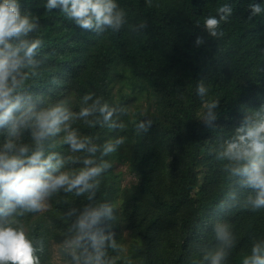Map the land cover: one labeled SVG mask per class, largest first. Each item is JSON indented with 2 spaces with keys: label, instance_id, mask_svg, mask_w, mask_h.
I'll use <instances>...</instances> for the list:
<instances>
[{
  "label": "trees",
  "instance_id": "1",
  "mask_svg": "<svg viewBox=\"0 0 264 264\" xmlns=\"http://www.w3.org/2000/svg\"><path fill=\"white\" fill-rule=\"evenodd\" d=\"M250 2L264 7V0H117L127 23L119 33L97 34L80 29L59 9L47 11L46 0H20L21 11L38 21L29 38L43 41L36 66L26 70L36 73L26 81V95L37 108L66 99L78 110L87 92L126 108L118 130L74 124L93 143L125 141L104 157L112 168L101 177L95 199L60 194L48 216L22 218L37 246L43 242L42 264H58L48 244L52 238L62 244L69 235L75 219H65L69 209L100 202L114 205L115 219L106 222L118 245L108 250L111 264H208L204 255L218 245L212 230L218 221L228 223L236 238L227 264H242L253 240L264 239V210L244 208L250 190L241 188L224 167L228 161L218 158L243 118L264 106V14L249 20ZM224 4L234 11L220 23L223 35L211 37L204 21L218 18ZM140 24L147 27L132 31ZM197 36L204 38L199 46ZM200 82L208 88L203 99L196 93ZM212 99L220 103L209 127L204 104ZM149 118L151 129L137 132L136 124ZM54 143L65 158L86 155L70 153L62 137ZM117 164L127 165L138 182L122 186ZM119 227L131 237L127 253H121L116 238Z\"/></svg>",
  "mask_w": 264,
  "mask_h": 264
},
{
  "label": "clouds",
  "instance_id": "2",
  "mask_svg": "<svg viewBox=\"0 0 264 264\" xmlns=\"http://www.w3.org/2000/svg\"><path fill=\"white\" fill-rule=\"evenodd\" d=\"M44 7L47 11L59 9L80 29L97 34L106 30L119 33L127 23L126 12L117 0H46ZM247 9L249 20L264 14L261 3L250 2ZM233 11L229 4L221 5L218 18L205 19L207 33L214 38L222 36L223 32L218 31L220 23L227 22ZM146 27L140 24L132 31ZM37 28L38 21L29 12L21 11L20 0H0V264H42L43 242L37 246L22 218L47 212L53 197L60 194L94 200L101 177L112 168L111 161L104 157L117 152L125 142L123 137H116L96 144L74 127L75 122L83 121L90 128L99 125L121 129L124 125L119 117L126 114L124 106L110 105L87 92L78 110L70 107L66 99L37 108L32 97L26 95V81L36 75L26 70L34 69L43 46L42 39L29 38ZM203 43L204 38L197 36L195 44ZM196 93L203 99L208 94L207 86L200 82ZM219 103L212 99L204 104L203 120L209 127L217 119ZM97 113L102 120L88 119ZM152 125L150 118L141 120L136 131L147 133ZM58 137H62L70 153L86 155L65 158L55 150ZM218 158L227 160L224 167L231 177L241 188L250 190L244 208L264 210V106L243 118ZM229 199L234 200L235 193ZM71 217L75 219L68 226L69 235L62 241L61 251L72 264H111L108 250H116L118 245L106 222L115 219L114 205L100 202L80 209L73 207L65 214V219ZM212 230L218 245L204 255V260L208 264H227L236 246L235 234L228 223L221 221ZM242 264H264V239L253 240Z\"/></svg>",
  "mask_w": 264,
  "mask_h": 264
},
{
  "label": "rangeland",
  "instance_id": "3",
  "mask_svg": "<svg viewBox=\"0 0 264 264\" xmlns=\"http://www.w3.org/2000/svg\"><path fill=\"white\" fill-rule=\"evenodd\" d=\"M116 168L117 170L123 171L122 181H121L122 186H129V185H132L138 182L139 176L131 172L129 168L127 167V165L117 164ZM50 208H51V204L49 205L48 211L44 212L45 216H48V212ZM116 233H117L116 234L117 241H119V244L121 246V253L123 252L127 253L128 251L127 250L125 251V249L129 246V243L131 241V237H130L128 229L119 227ZM48 247H49V251L51 254V258L55 263L68 264V262L62 259V253H61L62 244L60 242L52 238L49 241Z\"/></svg>",
  "mask_w": 264,
  "mask_h": 264
}]
</instances>
